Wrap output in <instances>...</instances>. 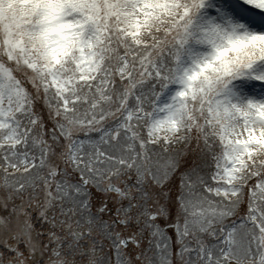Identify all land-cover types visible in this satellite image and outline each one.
I'll use <instances>...</instances> for the list:
<instances>
[{
  "label": "snow or ice",
  "instance_id": "1",
  "mask_svg": "<svg viewBox=\"0 0 264 264\" xmlns=\"http://www.w3.org/2000/svg\"><path fill=\"white\" fill-rule=\"evenodd\" d=\"M0 264H264V0H0Z\"/></svg>",
  "mask_w": 264,
  "mask_h": 264
}]
</instances>
